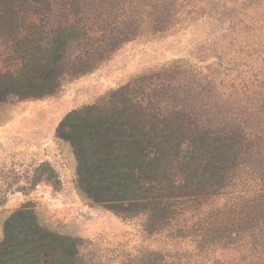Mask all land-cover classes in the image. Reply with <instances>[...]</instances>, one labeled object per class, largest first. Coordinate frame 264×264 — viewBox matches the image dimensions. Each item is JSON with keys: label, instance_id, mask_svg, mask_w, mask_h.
<instances>
[{"label": "rangeland", "instance_id": "1", "mask_svg": "<svg viewBox=\"0 0 264 264\" xmlns=\"http://www.w3.org/2000/svg\"><path fill=\"white\" fill-rule=\"evenodd\" d=\"M32 1L1 0L2 73L19 66L21 29L35 28L27 21L40 17L31 14L49 18L48 38L72 23L57 0L50 13ZM72 6L78 27L63 37L53 94L0 103V242L6 219L26 208L44 229L79 242L77 264H167L190 249L189 241L168 237L160 213L155 220L123 214L87 197L76 155L56 129L68 113L109 107L113 94L128 87L129 94L139 88L147 95L150 123L230 140L231 122L215 113L241 98L232 95L230 80L264 75V0H72ZM40 57L34 54L33 66ZM256 172L242 166L227 180L240 189Z\"/></svg>", "mask_w": 264, "mask_h": 264}, {"label": "trees", "instance_id": "2", "mask_svg": "<svg viewBox=\"0 0 264 264\" xmlns=\"http://www.w3.org/2000/svg\"><path fill=\"white\" fill-rule=\"evenodd\" d=\"M54 1L32 2L48 13ZM57 4L69 10L72 23L48 38L49 18L31 14L40 17L27 21L35 28L21 29L19 66L0 72V103L55 91L58 57L68 42L63 37L74 35L79 22L72 0ZM37 52L41 61L35 67ZM230 81L232 95L241 98L226 113H215L231 122L230 140L204 129L150 123L147 95L139 88L129 94L128 87L113 94L109 107L68 113L56 129L76 155L80 190L87 197L123 214L146 213L155 220L160 213L168 237L189 241L190 249L169 256L167 264H264V75ZM242 166L258 172L249 176L251 185L237 189L227 177ZM78 248L77 240L44 229L23 208L4 223L0 264H77Z\"/></svg>", "mask_w": 264, "mask_h": 264}]
</instances>
